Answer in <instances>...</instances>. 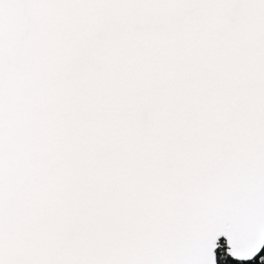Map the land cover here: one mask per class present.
I'll use <instances>...</instances> for the list:
<instances>
[{
  "label": "snow or ice",
  "instance_id": "snow-or-ice-1",
  "mask_svg": "<svg viewBox=\"0 0 264 264\" xmlns=\"http://www.w3.org/2000/svg\"><path fill=\"white\" fill-rule=\"evenodd\" d=\"M264 0H0V264H264Z\"/></svg>",
  "mask_w": 264,
  "mask_h": 264
},
{
  "label": "trees",
  "instance_id": "trees-1",
  "mask_svg": "<svg viewBox=\"0 0 264 264\" xmlns=\"http://www.w3.org/2000/svg\"><path fill=\"white\" fill-rule=\"evenodd\" d=\"M262 252H264V249L262 250Z\"/></svg>",
  "mask_w": 264,
  "mask_h": 264
},
{
  "label": "water",
  "instance_id": "water-1",
  "mask_svg": "<svg viewBox=\"0 0 264 264\" xmlns=\"http://www.w3.org/2000/svg\"><path fill=\"white\" fill-rule=\"evenodd\" d=\"M263 250V249H262Z\"/></svg>",
  "mask_w": 264,
  "mask_h": 264
}]
</instances>
